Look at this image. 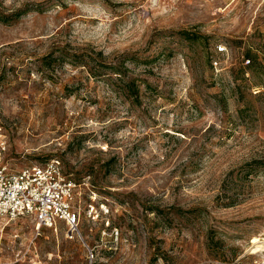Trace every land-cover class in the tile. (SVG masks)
<instances>
[{
    "label": "rangeland",
    "instance_id": "1",
    "mask_svg": "<svg viewBox=\"0 0 264 264\" xmlns=\"http://www.w3.org/2000/svg\"><path fill=\"white\" fill-rule=\"evenodd\" d=\"M0 128L110 210L0 222V264L264 259V0H0Z\"/></svg>",
    "mask_w": 264,
    "mask_h": 264
},
{
    "label": "built area",
    "instance_id": "2",
    "mask_svg": "<svg viewBox=\"0 0 264 264\" xmlns=\"http://www.w3.org/2000/svg\"><path fill=\"white\" fill-rule=\"evenodd\" d=\"M224 50L218 46L216 52ZM211 63L216 67L219 62ZM8 147L0 128V222L33 216L37 229H56L62 224L69 240L78 235L82 218L108 225L110 210L106 203L96 200L95 191H90V201L84 206L79 203L82 190L89 185L88 178L75 181L56 158L13 170L5 161ZM255 264H264V259Z\"/></svg>",
    "mask_w": 264,
    "mask_h": 264
},
{
    "label": "bare ground",
    "instance_id": "3",
    "mask_svg": "<svg viewBox=\"0 0 264 264\" xmlns=\"http://www.w3.org/2000/svg\"><path fill=\"white\" fill-rule=\"evenodd\" d=\"M253 242H254L253 244H254V246H255V248H256V249L254 248V250H255V251H258V250L260 249V246L257 245L258 240H257L256 238H254V239H253ZM260 242H261V241H260ZM261 245H264V244H261ZM262 248H264V247H262ZM253 252H254V251H253Z\"/></svg>",
    "mask_w": 264,
    "mask_h": 264
},
{
    "label": "trees",
    "instance_id": "4",
    "mask_svg": "<svg viewBox=\"0 0 264 264\" xmlns=\"http://www.w3.org/2000/svg\"><path fill=\"white\" fill-rule=\"evenodd\" d=\"M211 63V62H210Z\"/></svg>",
    "mask_w": 264,
    "mask_h": 264
}]
</instances>
